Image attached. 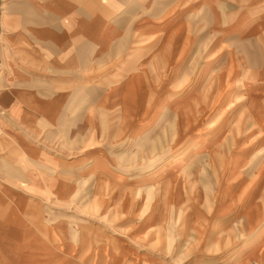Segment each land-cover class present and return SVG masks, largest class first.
Returning a JSON list of instances; mask_svg holds the SVG:
<instances>
[{
    "label": "crops",
    "instance_id": "crops-1",
    "mask_svg": "<svg viewBox=\"0 0 264 264\" xmlns=\"http://www.w3.org/2000/svg\"><path fill=\"white\" fill-rule=\"evenodd\" d=\"M196 47H204L205 55L212 50L210 55L216 56L212 62L225 61L222 66L225 70L211 69L213 63L209 61L206 65L207 60H204L199 69L187 71L183 87L173 88L179 70L189 63ZM232 47L235 54L227 50ZM167 56L172 66L169 91L162 81L166 77L163 62ZM232 60L239 62L238 68L228 69ZM0 70L10 82V90L2 92L7 99L5 107L10 111L15 110V96H28L29 103L31 97L46 93L40 90L42 87L59 88L53 93L58 94L60 101L56 115L51 116L49 108H46L47 114L45 108L40 110L46 114V126L57 120L55 124L59 127H80L86 103L84 94L90 96L87 99L92 101L91 105L96 100L88 110L100 109V105L106 104L109 113L114 109L109 105L114 106L120 98L118 95L127 93L140 97L148 93L147 86L152 84L149 93L158 94V98L148 111L140 100H135L137 105L129 106L128 121L131 119L132 128L129 142H145V136L154 132L161 149L164 118L169 114L173 116V112L178 117V108L194 95L209 94L207 84L213 74L231 76L234 79L230 78L228 87L222 91L220 87L211 90V94L222 93L221 110L233 96L243 95L245 101L235 106V112L244 116L251 128L256 127L251 131V139L256 143L260 139L264 142V0H0ZM136 79H143L142 86ZM85 85L91 86L85 89ZM66 94L74 98L63 105L62 97ZM30 106L33 108L34 103ZM27 113L29 115L30 111ZM95 119L93 124L98 128L112 124L109 118L104 123L102 118ZM232 119L233 116H228L214 123L210 114L195 120L196 126L183 138L182 145L166 153L154 165L140 167L135 173L126 168L115 171L116 195L122 194V197L106 207L120 206L129 214L130 210L141 212L149 207L143 223L159 222L163 205H159L158 199L163 192L168 189L171 196L167 205L179 206L185 202L184 189L188 191L194 184L191 178L185 182L178 176L180 173L196 174L200 168L197 161L202 159L205 179L211 174L212 159H218L221 165L220 159L227 156V148L221 143ZM7 151L12 161L5 177L0 173V264H130V254L126 251L132 249L129 238L113 234L106 243H100L97 231H80L69 236L46 229L44 224H48L49 211L46 196L50 188H44L42 197L31 190L36 183L31 165L34 161L29 155L34 157V153L28 149L26 165H20L24 151H19L16 145ZM157 152L156 148L154 156ZM242 155H236L233 161H237L238 169ZM51 159L45 158V161L52 163ZM169 162L173 164L167 166ZM63 167L65 165L61 164ZM229 169L232 172L231 166ZM20 179L25 181L20 182ZM255 185L258 189L259 184ZM66 187L62 184L58 190ZM254 187L251 184V188ZM41 189L37 185L36 190ZM151 189L158 191L157 199L148 200L143 196L130 199V194L128 196L130 191L145 195ZM226 202L224 198L221 205L225 206ZM223 218L225 221L220 222L230 223V227L237 226L240 216ZM36 223L40 224L37 231ZM190 224L192 228L193 220ZM263 232L264 221L246 238L241 233L234 239L212 237L214 243L220 244L216 249L221 252L215 253L216 256L206 254L210 244L204 241L196 263L185 264H224L219 262L224 254L232 257L238 250L241 255L242 250H246V254L248 250H264V237L260 238ZM137 236L142 237V234ZM116 250H125L122 257ZM241 255L234 257L235 261L231 258L228 264L241 262L244 257Z\"/></svg>",
    "mask_w": 264,
    "mask_h": 264
},
{
    "label": "rangeland",
    "instance_id": "rangeland-1",
    "mask_svg": "<svg viewBox=\"0 0 264 264\" xmlns=\"http://www.w3.org/2000/svg\"><path fill=\"white\" fill-rule=\"evenodd\" d=\"M203 49L204 47L194 48V55L192 53L189 63L186 66L183 65V68L179 70L173 88L179 89L186 84L187 71L199 69L204 60L208 61H206V65H208L209 61L212 62V59L216 57H214L215 54L210 55L212 50L209 52L210 54L207 52L205 55ZM230 49L234 53V47L227 48V50ZM169 59L170 56L164 58L163 75L166 77L162 80L168 91L172 86V82H170L172 66L168 63ZM224 62H212L210 67L224 71L225 67L222 68ZM228 65L230 66L228 69L238 68L239 62L232 60ZM150 75L152 74L150 73ZM5 76L6 73L0 70V173L5 177L4 173L8 172L10 167L11 154L10 151H7L10 147L16 145L19 151H24V157L19 160L20 165H26L25 152L28 149L34 153V157L29 155L31 161H34V164L31 165L36 183L35 188L31 190L36 196L42 197L45 193L44 188H50V192H48L50 194L46 196V202L49 204L48 224H44L46 229H50L52 232L62 231L67 235L80 231L82 233L97 231L100 243H106L109 235L113 234L115 237L129 238L132 249L126 251L130 254V264H185L191 261L196 263L197 256L202 253L204 241L210 244L206 254L216 256L215 253L220 251L216 248H219L220 244L214 243L212 237L225 239L231 236L234 239L241 233L243 238H246L250 231L256 229L264 221V142L260 139L256 143L251 139V131L256 127L251 128L249 123L247 124L243 119L245 117L241 116L239 112H235V106L245 101L243 95L237 96L238 98L233 96L227 103L228 105L221 110L219 102L222 93L211 94V90L219 87L221 91L224 90L227 83L234 79L231 76L213 74L207 84L210 87L209 94L194 95L191 100L178 108V117L173 112V116L169 114L164 118L161 134L162 149L160 143H156L154 132H149L145 136V142L137 144L129 142V133L132 129L131 123H129L131 119L128 121L129 106L130 104L137 105L135 100H140L142 104L146 105L148 111L158 98V94L149 93L152 84L147 86L148 93L140 97L135 98L133 94L127 93L125 96L118 95L117 97L120 98H117L114 106L113 103L109 105L114 108L109 113L106 111V104L100 105V109L88 110L96 103V100L91 105L92 101L87 99L90 96L84 94L83 99L86 100V103L83 105V124L75 128V126L59 127L55 124L57 120L51 122L50 126L45 125L48 122L46 108L50 109L51 116H55L60 106V101L57 99L59 98L58 94H53L59 90L58 87H42L40 90L46 93L31 97L29 103L28 96H15V110L6 109L7 99L2 92H7L10 87L9 80L7 82ZM143 82V79H136L139 86H142ZM90 86L86 87L85 85L84 88L89 89ZM72 98L74 96L69 94H66L65 98L63 96V105H68ZM31 103H34L33 108L30 106ZM44 108L46 114L40 111ZM27 111H30L29 115ZM210 114L214 123L224 117L233 116L221 143V145L225 144L227 148V156H221L220 166L218 159L211 160V174L204 177L205 179L202 176L204 164L202 159L197 161L200 168L196 174L187 175L184 172L178 175L184 178L185 182L191 178L195 184L196 180V184L189 187L188 191L184 189L186 195L183 199L185 202L179 206L167 205L171 201L167 189L163 192L162 198L158 199L159 205H163L159 222L151 224L143 223L149 207L143 208L141 212L130 210V214L128 210L126 211L120 206L106 207L109 202L122 197L120 193V195H116L118 187L116 188L115 184V171L126 168L135 173L140 167L154 165L166 153L178 149L182 145L183 138L196 126L195 120L204 119ZM98 117L102 118L103 123L105 119L109 118V122L112 124L98 128L93 124L96 121L95 118ZM9 141L13 143L11 144ZM156 148L159 152L154 156ZM238 154H243L239 169L237 161L233 162ZM145 155L154 157L142 158ZM45 158H52V163L45 161ZM61 164L65 167L61 168ZM171 164L173 163L169 162L167 166ZM207 166L209 167L208 161ZM229 166L232 167V172ZM215 168L217 169L216 173L214 172ZM24 181L20 179V182ZM204 182L209 184V188ZM255 182L259 184L258 189H256V185L254 187ZM62 184H66L67 187L58 190L60 187L62 188ZM251 184H253V189ZM37 185L42 189L36 190ZM157 193L158 191L154 189L147 191L145 195L138 191H130L128 196L130 194V199L143 196L148 200H154L157 199ZM170 195H172L171 190ZM125 197H127L126 192ZM224 198L227 199V202L225 206H222ZM177 215L178 219L175 220ZM230 215L240 216L237 226L232 224L229 227L230 223L220 222L225 221L223 217ZM190 220H193L192 228H190ZM35 225L37 231L40 224L36 223ZM139 233L142 234V237L137 236ZM263 237L264 232L260 235V238ZM122 251L125 250H116V253L120 254L119 257H122ZM248 251L246 254L247 251L242 250L241 255V250H238V254L232 257L224 254L221 256L222 261L219 262L228 264L231 262V258L234 260V257L239 258L241 255V257L244 256L242 261L236 262V264H264V250Z\"/></svg>",
    "mask_w": 264,
    "mask_h": 264
}]
</instances>
